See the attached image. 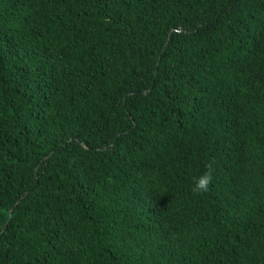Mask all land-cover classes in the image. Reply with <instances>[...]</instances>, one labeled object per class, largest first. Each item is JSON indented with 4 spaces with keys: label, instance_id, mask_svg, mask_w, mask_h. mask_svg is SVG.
Wrapping results in <instances>:
<instances>
[{
    "label": "trees",
    "instance_id": "1",
    "mask_svg": "<svg viewBox=\"0 0 264 264\" xmlns=\"http://www.w3.org/2000/svg\"><path fill=\"white\" fill-rule=\"evenodd\" d=\"M0 264H264V0H0Z\"/></svg>",
    "mask_w": 264,
    "mask_h": 264
},
{
    "label": "clouds",
    "instance_id": "2",
    "mask_svg": "<svg viewBox=\"0 0 264 264\" xmlns=\"http://www.w3.org/2000/svg\"><path fill=\"white\" fill-rule=\"evenodd\" d=\"M207 168L208 170L203 174L193 178L191 191L194 194H201L209 191V186L211 185L213 179V169L211 168V165L207 166Z\"/></svg>",
    "mask_w": 264,
    "mask_h": 264
},
{
    "label": "water",
    "instance_id": "3",
    "mask_svg": "<svg viewBox=\"0 0 264 264\" xmlns=\"http://www.w3.org/2000/svg\"><path fill=\"white\" fill-rule=\"evenodd\" d=\"M9 213H10V210H9Z\"/></svg>",
    "mask_w": 264,
    "mask_h": 264
}]
</instances>
